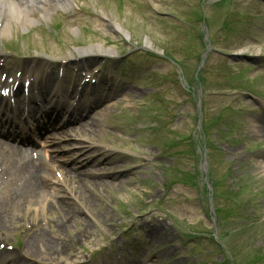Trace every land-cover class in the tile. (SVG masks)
Listing matches in <instances>:
<instances>
[{
    "label": "rangeland",
    "instance_id": "obj_1",
    "mask_svg": "<svg viewBox=\"0 0 264 264\" xmlns=\"http://www.w3.org/2000/svg\"><path fill=\"white\" fill-rule=\"evenodd\" d=\"M75 1L85 4L89 14L81 18L71 14L72 9L53 7L47 19L40 16L42 12L31 13L29 18L35 22L27 28L14 22L3 42L33 52L24 49L11 68L12 59L1 56L3 70H22L25 61L48 53L76 54L81 48L132 55L135 46L149 43L182 62L190 88L180 78L179 65L142 53L135 54L128 65L119 59L103 65V58L96 59L98 65L88 69L95 67L97 85L87 89L76 90V83L69 87L65 82L75 80L76 74L72 70L67 76L59 75L60 65L48 62L39 66L42 70L27 66L40 77L47 75L49 88L74 90L86 98L110 97L99 111L101 116L93 117L98 128L92 137L103 143L105 158H114L98 172H80L85 169L82 165L74 169L78 173L74 181L82 182L79 187L77 183H70L69 189L52 184L54 194L46 207L44 198L38 203L13 200L9 190L2 188L0 194L11 203L8 216L16 213L19 220L6 240L22 245L26 229L40 224L54 243L65 246L53 256L55 264L93 257L89 264H220L227 255L232 263L264 264V134L251 131V121L264 117V0H233L224 7L213 5L216 0H137L143 5L127 0L125 8L114 0ZM200 7L214 40V49L201 68L204 91L197 78L205 42L201 37L205 23L195 19ZM241 13L260 17L251 21L262 27L254 29L246 20L241 22ZM108 18L126 29L129 37L113 32L105 22ZM59 21L58 31L48 30ZM223 22H229V30ZM246 53L262 57L251 59ZM229 86L238 89L227 90ZM222 87L226 90L219 93ZM199 98L209 124V141H213L210 149L204 146L199 123ZM217 117L221 124L215 123ZM209 153L217 192L213 208L222 211L218 222L211 212L213 189L207 191Z\"/></svg>",
    "mask_w": 264,
    "mask_h": 264
},
{
    "label": "bare ground",
    "instance_id": "obj_2",
    "mask_svg": "<svg viewBox=\"0 0 264 264\" xmlns=\"http://www.w3.org/2000/svg\"><path fill=\"white\" fill-rule=\"evenodd\" d=\"M60 1L64 2L65 4H70V0H0L1 34L9 33L11 31L12 20H23V22L21 23L22 27L26 25L24 22H30L28 16L31 12V9L34 8L35 5H38L39 3H48L49 7L44 9L45 14L47 15L53 7H56L55 5L59 4ZM115 27L121 30L119 26ZM87 128L89 131H91L90 128L92 127L88 126ZM80 129H83V127H81ZM251 131L256 135L264 134L263 117H257L251 121ZM59 135L60 133L55 134V136ZM9 152L11 157L8 159L4 158L5 164L3 166L6 169L7 176L11 177V175H14L17 177L15 178V180H17L16 184L21 182L22 188L20 189V191L26 190L28 193L33 194L32 197H37L38 200H40L41 197H46L47 190L45 188V182L47 181H45L46 176L44 175V169L36 162L35 159H31L29 156H22V154L14 148H11ZM79 152L82 153V150ZM83 156L85 155L82 154V158ZM102 163L105 162L103 161ZM66 177H69L74 184L77 183L78 187L82 184L81 181H74L78 178H75V176L71 174V171L66 172ZM87 182L92 183L93 181L88 180ZM12 220L13 222L10 224H6L4 221L0 222V230H3L4 228L8 229L18 224L17 217L15 215L12 216ZM154 233L157 234L156 232ZM38 234L39 232H34L33 234L31 233L30 235L25 236V248L18 256L14 254L16 257L13 259V261H15L16 264H28V262H23L22 258L31 259V264H42V261L45 260H49V264H51V258L56 253V250L58 249L57 247L60 244L46 243L44 247L45 249L36 250L34 247L33 236L35 237ZM40 237H42V235H40L39 238ZM5 263L15 264L3 254H0V264Z\"/></svg>",
    "mask_w": 264,
    "mask_h": 264
}]
</instances>
